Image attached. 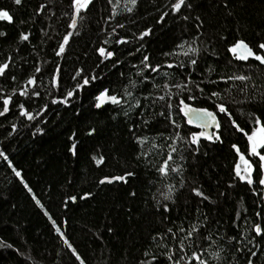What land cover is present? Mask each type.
Listing matches in <instances>:
<instances>
[{
  "label": "trees",
  "instance_id": "1",
  "mask_svg": "<svg viewBox=\"0 0 264 264\" xmlns=\"http://www.w3.org/2000/svg\"><path fill=\"white\" fill-rule=\"evenodd\" d=\"M173 2L137 0L129 13L128 0L111 3L91 0L88 9L78 14L73 29L68 27L74 11L72 0H22L21 5L13 0H0V8L13 15L12 22L0 21V31L6 33L0 36V64H9L5 75L0 76V97L12 96L9 112L0 116V150L8 157L7 161L0 157V264H79L73 249L85 264H137L140 259H150L143 256L145 251L159 256L161 248L151 240L153 235L167 227L176 231L178 226L187 228L197 221L204 222L205 216L208 219L201 234L207 240H200L189 253L202 251V258L209 264H247L249 257L253 264H264V238L255 236L244 220L246 216L247 221L264 227V220L255 215L260 212L264 217L263 189L235 178L233 167L238 157L230 145L237 144L253 162L257 158L247 156L246 138L235 132L227 117L219 116L223 143L202 140L195 155L177 145L178 153L174 154L177 162L180 151L185 156L182 162L185 183L181 188L180 176L170 173L164 178L155 170L171 143L163 137L174 132L168 121L156 115L163 110L164 102L146 109L143 115L149 125L141 124L131 132L129 127L139 123L138 109L125 116L127 104L93 107L98 89L108 87L110 92L120 95L129 80L138 85L129 88L134 97L141 99L142 105H150L142 97L149 91L153 92V98L159 93L152 89L151 83L147 88L140 84L137 68L133 67L139 66L147 52L153 64L185 62V69L180 71L200 84L204 97L210 91L220 92L233 119L245 131L252 127L251 114L260 116L264 123V66L254 60L239 62L227 52L229 44L237 38L254 46L264 36V0H226L227 7L225 0H186L191 7L183 6L178 13L171 12L169 5ZM40 5L45 7L37 13ZM164 13L168 14L158 23ZM184 16L188 19H183ZM197 17L203 22L199 29ZM145 28L152 31L141 40L139 33ZM22 32L29 34L28 41L19 40ZM68 33L72 35L64 53L56 56L59 43ZM121 37L127 43L117 44ZM193 39L197 40L200 52L197 65L189 66L183 53ZM181 43H185L183 49L178 47ZM99 47L113 51L111 60L99 56ZM166 52L173 55L165 56ZM117 59L120 63L113 65L112 61ZM37 67L40 72L35 71ZM77 70H82V75H102L103 79L75 91L66 104H53V99L59 101L67 91L75 89L80 80ZM166 72L171 77H165ZM54 74L57 86L52 83ZM233 75H246L250 79L245 82L227 79ZM151 76L152 82L159 84L167 79H184L176 69L166 66ZM31 77L35 78V85L27 83ZM210 80L215 83L209 84ZM21 89L29 95L20 96ZM33 90L39 96H32ZM193 94L198 99L186 102L213 110L211 100L201 99L198 92ZM21 103L28 111L33 114L39 111L40 115L27 120L19 114L17 105ZM173 105V118L182 125L181 136L187 129L197 130L177 114L175 97ZM37 127L42 131H36ZM91 128L96 131L90 136ZM73 133L75 138L70 141ZM134 133L147 137V142L138 144ZM73 142L77 144L75 156L68 151ZM141 153L148 156L137 159ZM93 155H102L103 162L97 165L91 159ZM16 171L21 173L19 177ZM125 171L135 173L127 178V183H98L105 176ZM169 184L177 187L174 205L163 201L161 195L168 191ZM193 186L199 187L209 200L195 196ZM85 193L91 195L82 198ZM69 196H75L76 200H69ZM157 199L168 203L171 211L167 214L158 211ZM229 237L241 240L245 250L236 252L233 246L236 240L229 241ZM248 240L252 243L248 244ZM249 248L257 255L251 257ZM213 253L220 259H215Z\"/></svg>",
  "mask_w": 264,
  "mask_h": 264
},
{
  "label": "snow or ice",
  "instance_id": "2",
  "mask_svg": "<svg viewBox=\"0 0 264 264\" xmlns=\"http://www.w3.org/2000/svg\"><path fill=\"white\" fill-rule=\"evenodd\" d=\"M91 0H72V8L74 9L72 13V23L68 25L69 28H76V19L78 14H80L83 10L88 9L89 4ZM111 3V0H109ZM13 3L16 5H21L22 0H13ZM128 3L131 5L130 7H127V11L129 13L133 12L135 6L137 5V0H128ZM183 6L191 7L190 4L186 3V0H174L173 3L169 5L172 13H178L180 12L181 8ZM224 6L227 7V2L225 0ZM44 5H40L37 8V13H40L44 9ZM168 13H164L160 16L158 23L162 22L164 20V17ZM183 19L187 20L188 17L184 16ZM13 15L10 14V12L6 9L0 8V21H7L12 22ZM196 27L199 29L203 26V22L200 21L199 17L196 18ZM118 27H123V25H118ZM113 31H115L113 29ZM152 29L151 28H145L143 31L139 33V39H143L151 34ZM6 33L0 31V36H5ZM72 35V33H68L64 35L63 42L59 43L58 47L59 50L55 52L56 56H60L65 51V45L69 42V37ZM223 39V37H221ZM20 41H28L29 40V34L27 33H20L19 35ZM107 43V41H105ZM117 44L120 43H127V41L121 37L120 39L116 40ZM186 43V42H185ZM185 43H181L178 45L179 48L183 49L185 47ZM143 47V46H141ZM99 56L102 57L104 60H111L114 53L113 51L106 50L104 47H99L97 49ZM137 52L141 51V49H136ZM200 49L197 46V40L193 39L191 44H188L187 50L184 51L183 55L185 57H188L187 64L189 66H195L197 65V57L199 56ZM227 52L230 53L233 57V59L238 61H248L250 58L254 61L259 62L260 66H264V36H260L259 42L254 45L250 46L249 43H247L242 38L235 39L232 43L229 44L227 47ZM131 55V53H130ZM165 56H171L173 53H164ZM113 65L120 63V61L114 60L112 61ZM166 66L169 69H176L178 71L179 75H184V79L182 81H172L170 79L165 80L163 84L159 83H153L152 80L154 79L151 74L160 73L161 67ZM9 67L8 63H2L0 64V76L5 75V70ZM134 68H137L136 76L139 77V83L144 84L145 88L148 87V83H151V87L153 90L158 91L159 94L155 95L153 98V92L149 91L147 95H144L142 99L145 102L150 101L149 104H141V99L134 97L133 92L129 90V88H137V82L129 80L127 85H124V87L121 90V94L117 95L115 91H111L108 87H103L102 89L97 90V94L93 97V107L96 109H102L105 105H118L123 106V104H127L128 108L124 111V115L128 116L130 112L133 111V109H138V116L137 119L139 120L138 124L131 125L129 127V131H133V128H139L140 125L147 126L149 125L150 121L148 119L144 118V111L150 106H154L157 102H164V108L162 111L157 113L156 115L163 117L164 120L168 121V124L174 129L173 135L168 137H163L165 140L171 141L167 145L168 151L165 155V157L162 159V161L156 166L155 170L156 172L164 178H167L170 173H175L178 176H180L179 186L182 188L185 181L183 179V171H184V165L183 161L185 160V156L183 155V151H180L179 153V161L177 162L176 157L174 154L178 153L177 145L181 144L183 150H191L192 154L195 155V153L199 150L201 141H208L210 143H223V135L221 132L222 124L220 122V119L218 118L221 114L224 117H227L228 122H230L232 128L237 133H242L243 136L246 138L247 144H246V152L247 156L250 158H257L254 162L246 158L245 154L241 152L240 148L237 146V144L233 143L230 145V148L235 150V154L238 157V162L234 164L233 172L235 178H238L240 182H244L249 186H252L254 183L258 184L259 186H262V189H264V123H262V119L260 116H257L255 114H251V125L249 131H245L244 127H241L239 123H237V120L233 119L232 113L230 112L229 108L226 106V103L223 102V98L221 96V93L218 91H210L207 94V97H204V89L200 87L199 83H196L190 79V74H185L183 70L185 69V62L181 61L178 64L173 63H167L165 65H161L159 63L153 64L150 60L149 55L147 52H144L142 55V58L140 59L139 66L133 65ZM36 72H40V68L37 67L35 69ZM209 72H211V69H208ZM171 73H164L165 77H171ZM76 76L80 77V80L77 81L75 85V89L67 91L66 95L60 99L59 101L57 99H53L52 103H62L66 104L69 102V98L73 97L74 92L80 89H83L86 86H89L90 84L94 83L97 80L103 79L102 75H96V74H88V75H82V70H77ZM13 80H15V77H12ZM75 79V77H74ZM221 79H224L221 77ZM227 79L230 80H239L241 82L248 81L250 79L249 76L246 75H233L231 77H228ZM27 83L29 85H35L36 81L34 77H31L27 80ZM54 86H57V81L54 78L52 81ZM200 83H203L201 81ZM209 84L215 83V81H208ZM191 85V87H189ZM247 87V85H245ZM175 89V91H173ZM2 91V90H0ZM241 91H244V89H241ZM194 92L200 93V98L204 99L205 101L211 100L212 102V109L210 110L209 107H193L191 104L187 103L186 100L194 101L197 100V95L193 94ZM13 93L15 94V89L13 90ZM181 93H187L186 96L181 97ZM20 96H26L29 95L25 90L21 89L19 91ZM32 96H39V92L33 90L31 93ZM175 97V110L177 114H182V119H184V122L188 125H194L195 129L197 130H191L187 129L185 130V134L181 136L180 129L182 125L177 122L176 119L173 118V98ZM134 100L135 102L132 103L131 100ZM254 98V97H253ZM2 99V110H0V116H4L6 113L9 112L10 108L9 105L12 103V96H3L0 97ZM17 107L19 108V114L27 120L32 121L37 118V116L40 115V112H36L33 114V112L28 111L24 105L18 104ZM47 106L45 105L44 108ZM44 109H41L40 111H43ZM16 125H12V129L15 130ZM36 131L40 132L42 129L37 127ZM96 129L91 128L89 129L88 135H93L95 133ZM162 136V134H161ZM75 138V133H73L71 136H69V140L72 141ZM134 139L138 144H144L147 142V137L136 135L134 133ZM153 147H157V145L153 144ZM76 149L77 144L73 142L71 144V147L68 149V151L75 156L76 155ZM148 153H141L137 156V159H140L141 157H147ZM0 157H3L4 160H8L7 155L4 153V151L0 150ZM91 159L97 164L100 165L104 157L100 155L99 157L97 155H93ZM255 163V167H254ZM16 176H20L21 173L19 171L15 172ZM135 175L133 171H125L121 175H114V176H105L101 178L98 183L103 185L105 183L111 184L114 181L116 182H124L127 183V178H131ZM231 186V185H229ZM25 187H27V184H25ZM168 191L166 193H162L163 201H170L173 205L175 204L174 200V193L177 191V187L175 185H167ZM31 191V189H29ZM191 191L194 193L195 196L201 197L203 200H209V196L205 195L203 191L196 186H193L191 188ZM255 195V190L253 192ZM91 193H85L84 197L90 196ZM132 195H135L132 193ZM223 195V193H221ZM69 200L75 201V196H69ZM262 200H264V196H262ZM37 204H39V201L37 200ZM156 206L157 210L162 212L164 214H167L171 211L168 203H163L161 200H156ZM47 215V213H45ZM257 217H259L261 220H264V217L261 216L260 212L255 213ZM237 219L240 218V212L238 211L236 213ZM164 219H167V216H164ZM207 216L204 217V222L197 221L196 223L191 224L189 227L185 228L182 226H178L176 228V231H173L172 227H167L165 230L160 233H156L151 237V240L155 242L156 247L161 248V252L159 253V256L156 253H152L149 251H145L143 253L144 257H150V259H140L137 261V264H209V261L202 258V251L195 250L191 251L189 253V249H192L195 245L199 244L200 240H207L206 236H202L201 229L204 228L205 223L207 222ZM244 220L249 223L251 232L255 234V236H260L264 238V227H262L261 223H254L252 224L250 221H247V217H244ZM57 233H60V229H56ZM108 231H111V228L108 229ZM246 231V230H245ZM244 233H241L243 235ZM223 238V237H221ZM168 240H172L175 243L172 245H169L167 243ZM236 240L235 245V251L236 252H243L245 250V246L242 244L241 240L236 239L235 237H229V241ZM65 243L68 242L65 240ZM252 241L248 240V244H251ZM259 245H257L258 247ZM71 247V245H69ZM248 252H250L251 257H254L257 255L255 251H252L250 248L247 249ZM73 255L75 256L76 260L79 261V264H85V261L76 254L75 250L73 249ZM213 256L215 259L219 260L220 257L217 256L215 253H213ZM247 264H253L252 259L249 257L247 260Z\"/></svg>",
  "mask_w": 264,
  "mask_h": 264
},
{
  "label": "water",
  "instance_id": "3",
  "mask_svg": "<svg viewBox=\"0 0 264 264\" xmlns=\"http://www.w3.org/2000/svg\"><path fill=\"white\" fill-rule=\"evenodd\" d=\"M250 60H252L251 58L248 60V61H250ZM238 61V60H237ZM248 61H239V62H248ZM259 63V62H258ZM188 103V102H187ZM189 104H191V103H189ZM193 107H198V106H195V105H193V104H191ZM211 110V109H210ZM182 115V114H181ZM219 118V117H218ZM188 125V124H187ZM189 127H192V128H195V126L194 125H188ZM198 130V129H197ZM263 196H264V189H263Z\"/></svg>",
  "mask_w": 264,
  "mask_h": 264
}]
</instances>
